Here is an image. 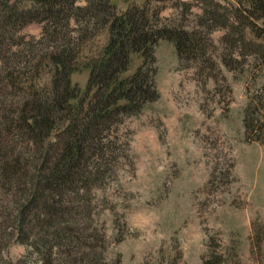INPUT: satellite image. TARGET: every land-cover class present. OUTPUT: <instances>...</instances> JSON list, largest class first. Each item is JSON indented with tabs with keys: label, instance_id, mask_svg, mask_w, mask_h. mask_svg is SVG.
Returning a JSON list of instances; mask_svg holds the SVG:
<instances>
[{
	"label": "rangeland",
	"instance_id": "374dc122",
	"mask_svg": "<svg viewBox=\"0 0 264 264\" xmlns=\"http://www.w3.org/2000/svg\"><path fill=\"white\" fill-rule=\"evenodd\" d=\"M110 1L117 10L145 2ZM215 1L228 10L237 6L235 0ZM207 2H150L151 11L161 10L156 22L203 39L204 56L180 59L172 43H158L159 97L106 133L103 157L89 162L91 181L63 196L61 207L76 239L72 249L52 245V264H66L74 255L76 264H264V127L252 133L245 127V121H264V66L249 47L228 45L224 28L200 25ZM42 31L33 23L17 35L30 43ZM245 36L259 41L250 29ZM106 39L100 31L80 54L95 55ZM18 45L12 53L25 50L24 43ZM141 62L133 54L126 74ZM26 75L40 86L50 81L45 64ZM86 79L85 71L71 75L80 88ZM4 89L12 107L24 96ZM2 203L0 264H45L37 225L21 229L13 221L12 196ZM22 230L30 234L22 236Z\"/></svg>",
	"mask_w": 264,
	"mask_h": 264
},
{
	"label": "trees",
	"instance_id": "16d2710c",
	"mask_svg": "<svg viewBox=\"0 0 264 264\" xmlns=\"http://www.w3.org/2000/svg\"><path fill=\"white\" fill-rule=\"evenodd\" d=\"M78 1L0 0V218L2 201L10 194L16 207L13 221L21 229L32 224L39 228L36 243L47 249L45 264L53 263L54 243L72 249L76 237L61 207L63 196L91 181L89 162L103 157L106 133L158 99V43H172L180 59L203 57L206 48L195 32L156 22L161 10L151 11L153 0L132 3L125 10H117L110 0H84V5ZM206 1V23L200 25L206 24L209 31L224 28L228 45L249 47L264 66V0H235L231 10ZM33 23L41 25L43 35L28 43L17 31ZM246 29L259 41L248 40ZM103 30L107 39L99 51L81 55L84 43ZM23 43L26 48L20 54L11 52ZM133 54L142 62L127 75ZM43 64L48 66L49 84L40 86L34 77L27 80L26 71ZM81 71L87 73L83 88L71 82V75ZM5 87L24 95L13 107L4 99L11 95ZM261 126L264 121H245L249 133ZM76 261L74 255L66 264Z\"/></svg>",
	"mask_w": 264,
	"mask_h": 264
}]
</instances>
